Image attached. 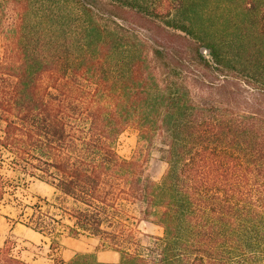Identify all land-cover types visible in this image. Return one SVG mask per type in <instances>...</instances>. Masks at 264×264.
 <instances>
[{
    "label": "trees",
    "instance_id": "16d2710c",
    "mask_svg": "<svg viewBox=\"0 0 264 264\" xmlns=\"http://www.w3.org/2000/svg\"><path fill=\"white\" fill-rule=\"evenodd\" d=\"M0 37V169L57 194L24 225L96 241L53 264H264V0H0Z\"/></svg>",
    "mask_w": 264,
    "mask_h": 264
},
{
    "label": "rangeland",
    "instance_id": "374dc122",
    "mask_svg": "<svg viewBox=\"0 0 264 264\" xmlns=\"http://www.w3.org/2000/svg\"><path fill=\"white\" fill-rule=\"evenodd\" d=\"M0 45H1V37H0ZM137 141H138V135L136 130L134 128H128L118 138L116 144V151L118 155L122 158L129 159L133 155L136 149ZM148 169L151 178L154 181H159L164 171V164L159 160L158 155L155 152L152 153V157L149 161ZM0 173L3 175L6 181L5 193H22L23 195L27 196L24 200L20 201V204L23 205V207H21V210L24 212L25 215L22 219L24 223L28 222L27 218L33 215L34 213L36 217H40V215L36 212V207L38 206L41 208V213H43L44 215L46 214L48 216L59 218L57 212L53 208L46 206L42 202L41 199H45V198H40L39 196H37V194H33V193H47L43 188L44 187L43 183L25 177L19 172L16 173L9 172L7 162H5L1 166ZM44 221L46 224L49 223V220L45 219ZM139 230L144 235L142 237V242L145 244L149 241L147 235L161 236L162 234V229L160 227L152 225L147 222L141 223L139 225ZM60 238L61 237L58 238L57 242L60 240ZM6 242L8 243V246L11 247L12 254L19 257L23 261H27V260L29 261L32 257H34L32 255L40 256L41 255L40 250L38 251L39 248L43 249V252L45 251L44 246L41 243H39L38 240H30L28 242H18L10 236L4 243ZM45 243H48L49 245L50 241L46 239ZM76 244L78 246L73 249L75 253L73 257L76 254L93 252L96 246V241L93 239H86L84 237H80L77 239ZM52 253L55 254V252ZM106 255L110 257L109 260L106 259L107 257ZM116 259H117V255H115L112 252H107L105 254H101L98 260L100 262H105V261H115Z\"/></svg>",
    "mask_w": 264,
    "mask_h": 264
},
{
    "label": "crops",
    "instance_id": "0c3cea01",
    "mask_svg": "<svg viewBox=\"0 0 264 264\" xmlns=\"http://www.w3.org/2000/svg\"><path fill=\"white\" fill-rule=\"evenodd\" d=\"M9 172L14 173L10 169ZM43 184H44L43 188L47 193H33V194H37V196H39L40 198H45L48 201H52L57 194L55 193L54 189L51 186L45 183ZM26 197L27 196L23 195L22 193H4L3 198L0 200V247L4 245V242L10 236L18 242H28L30 240H38L39 243H41L44 246L45 251L43 252V249L39 248L38 251L40 250L41 255L40 256L32 255L34 257H32L29 261L28 260L25 261L26 263L53 264V259L55 257H58L65 262L69 261L75 254L73 249L78 246L76 244L77 239H72L66 236H62L58 241L59 248L55 251V254L52 252L50 253L49 245L48 243H45L46 238H44L39 233L34 232L30 228L26 227L24 225V221H22L25 215L24 212L21 210V207H23V205L20 204V201L24 200ZM28 219L29 217L27 218V221ZM84 238L91 239L87 237ZM105 253L107 252L97 253V258L99 259L100 255ZM109 258H110L109 256L106 257L107 260H109ZM105 262L108 263L113 261H105Z\"/></svg>",
    "mask_w": 264,
    "mask_h": 264
}]
</instances>
